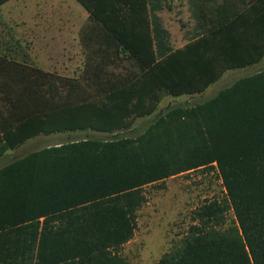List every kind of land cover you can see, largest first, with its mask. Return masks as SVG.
Masks as SVG:
<instances>
[{"label":"trees","instance_id":"16d2710c","mask_svg":"<svg viewBox=\"0 0 264 264\" xmlns=\"http://www.w3.org/2000/svg\"><path fill=\"white\" fill-rule=\"evenodd\" d=\"M77 1L89 12L83 75L14 94L25 109L0 126V156L40 135L131 130L166 97L203 94L264 58V0H225L214 19L198 0L209 30L181 49L160 23L162 0ZM170 114L198 117L196 133L184 131V156L167 155L170 144L158 142L170 137L152 135L171 132L164 115L136 139L62 143L0 169V264H128L122 249L147 202L144 188L201 168L218 170L225 197L199 206L187 235L156 264H264V70Z\"/></svg>","mask_w":264,"mask_h":264},{"label":"rangeland","instance_id":"374dc122","mask_svg":"<svg viewBox=\"0 0 264 264\" xmlns=\"http://www.w3.org/2000/svg\"><path fill=\"white\" fill-rule=\"evenodd\" d=\"M161 4L162 9L157 12L160 23L169 31L172 47L181 49L191 40L190 35L196 33L192 29L194 20L191 13H189V9L192 10V7H189L186 0H162ZM75 51L73 61L70 63V70L67 63L63 62L58 73L59 77L65 76L63 78L78 79L83 75L85 55L79 39ZM115 70L120 71L122 69L115 68ZM261 70H264V61L247 69L227 72L221 80L213 84L203 94L179 98L166 97L153 116L138 120L131 130L113 134L80 131L69 134L70 136H62L61 139L58 138L60 140L41 136L19 150L9 152L6 156H0V169L17 159L52 147L57 141L70 143L85 139L103 141L123 137L136 139L148 135L152 126L155 127L164 115H166L165 119L167 121V125L164 126H169L171 132H161L162 135L154 129L152 135L156 138L158 136L162 138L170 137L168 143L161 139L158 142L164 146L170 144L168 151L165 152L167 155L176 152L178 155L184 156L185 148L187 149L191 143L186 141L187 135L185 132L192 131V134L196 133L199 123L198 117L192 114L183 117V115L170 114V111L178 106H181L183 110L188 109V111H191L194 106L213 98L238 79ZM161 126H163V123H161ZM180 136H184V140H179ZM171 137H173L172 141ZM144 193L147 202L138 212L135 235L122 249L128 264H156L166 252L187 235L189 228L195 223L193 215L199 206L205 202L225 197L223 182L219 177L218 170L208 168L184 172L164 181L151 184L144 188ZM233 218V212H229V221Z\"/></svg>","mask_w":264,"mask_h":264},{"label":"crops","instance_id":"0c3cea01","mask_svg":"<svg viewBox=\"0 0 264 264\" xmlns=\"http://www.w3.org/2000/svg\"><path fill=\"white\" fill-rule=\"evenodd\" d=\"M207 1L208 14L214 19L216 9L225 0ZM227 1L238 7L241 3L249 5L256 0ZM186 2L189 7H192L189 13L194 20L192 29L196 32L190 35L191 40L187 42L188 44L208 31L209 26L201 27L200 25L198 0H186ZM88 17L89 12L77 0H9L0 6L1 127H9L13 121L14 112L25 109L21 101L13 100L14 94L28 88L40 87L44 89L41 92L45 93V88L49 92L59 87V80L55 79L60 76L58 73L61 70V64L67 63L70 70L78 39L81 41L80 32ZM261 61H264V58ZM35 70L43 74H38ZM72 133L76 132L40 135L28 140L15 150H19L41 136L61 139L62 136ZM62 143L57 141L54 146ZM15 150H8L2 156Z\"/></svg>","mask_w":264,"mask_h":264}]
</instances>
